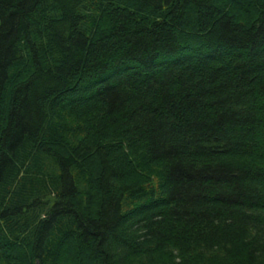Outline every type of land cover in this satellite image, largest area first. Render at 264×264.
I'll use <instances>...</instances> for the list:
<instances>
[{
    "label": "trees",
    "instance_id": "trees-1",
    "mask_svg": "<svg viewBox=\"0 0 264 264\" xmlns=\"http://www.w3.org/2000/svg\"><path fill=\"white\" fill-rule=\"evenodd\" d=\"M0 264H264V0H0Z\"/></svg>",
    "mask_w": 264,
    "mask_h": 264
}]
</instances>
